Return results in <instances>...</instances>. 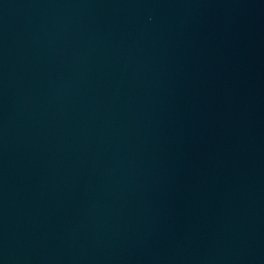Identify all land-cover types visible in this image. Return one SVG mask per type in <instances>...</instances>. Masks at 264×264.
<instances>
[{
  "label": "water",
  "instance_id": "1",
  "mask_svg": "<svg viewBox=\"0 0 264 264\" xmlns=\"http://www.w3.org/2000/svg\"><path fill=\"white\" fill-rule=\"evenodd\" d=\"M0 264H264V0H0Z\"/></svg>",
  "mask_w": 264,
  "mask_h": 264
}]
</instances>
